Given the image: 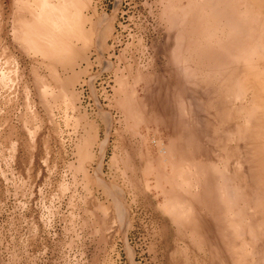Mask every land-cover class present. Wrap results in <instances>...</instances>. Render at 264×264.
Listing matches in <instances>:
<instances>
[{"label":"rangeland","instance_id":"obj_1","mask_svg":"<svg viewBox=\"0 0 264 264\" xmlns=\"http://www.w3.org/2000/svg\"><path fill=\"white\" fill-rule=\"evenodd\" d=\"M0 264H264V0H0Z\"/></svg>","mask_w":264,"mask_h":264},{"label":"bare ground","instance_id":"obj_2","mask_svg":"<svg viewBox=\"0 0 264 264\" xmlns=\"http://www.w3.org/2000/svg\"><path fill=\"white\" fill-rule=\"evenodd\" d=\"M70 2V1H69ZM30 4V3H29ZM31 7V6H30ZM41 7V6H40ZM43 7V6H42ZM42 9V8H41ZM67 9V8H66ZM33 10H34V8H33ZM44 10V9H43ZM45 11V10H44ZM67 11V10H66ZM32 13V12H31ZM36 13V12H35ZM42 13H43V11H42ZM41 14V13H40ZM37 15V14H36ZM67 15V14H66ZM33 16H35L34 14H33ZM40 18H41V16H39ZM43 18V17H42ZM38 20V19H37ZM48 21H50V20H48ZM28 22V21H27ZM41 22H42V20H41ZM46 22V21H45ZM50 23V22H49ZM24 24V23H23ZM48 25H50V24H48ZM47 29V28H46ZM27 30V29H26ZM28 31V30H27ZM28 35V34H27ZM25 36V35H24ZM25 38H26V36H25ZM37 44V43H36ZM35 44V45H36ZM110 113V112H109ZM175 183V182H174ZM167 203V202H166ZM171 205V204H170ZM173 208V207H172Z\"/></svg>","mask_w":264,"mask_h":264}]
</instances>
